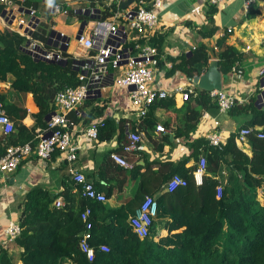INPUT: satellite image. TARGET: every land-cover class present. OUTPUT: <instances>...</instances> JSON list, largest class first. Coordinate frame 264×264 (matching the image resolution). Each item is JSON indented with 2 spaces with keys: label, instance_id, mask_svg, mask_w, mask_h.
<instances>
[{
  "label": "trees",
  "instance_id": "trees-1",
  "mask_svg": "<svg viewBox=\"0 0 264 264\" xmlns=\"http://www.w3.org/2000/svg\"><path fill=\"white\" fill-rule=\"evenodd\" d=\"M16 3L34 10L40 20L30 37L42 41L50 49L47 40L53 20L48 13L40 12L37 0H17ZM3 10L4 5L0 4V14ZM215 12L216 8L209 6L207 18L212 19ZM257 12V8L249 9L247 16L252 17ZM106 18L107 15H103L100 19ZM213 33L215 29H209L205 37ZM222 40L217 41L218 67L226 75L241 54L234 46L222 45ZM27 41L26 35L0 25V102L13 124L12 132L0 138V157L8 145L26 142L35 145L37 142L35 127L29 129L22 122L28 111L20 97L32 94L38 107L33 117L44 131L45 117L54 111L56 93L78 83V70L73 65L72 55L61 52L67 59L65 64L36 58L24 48ZM152 44L158 50L159 66L161 42L154 40ZM209 58L207 46L201 43L193 52L173 58L168 72L178 68L187 77L199 75L201 68L208 66ZM196 92L180 108H175L173 98L154 102L138 122H126L128 129L147 132L156 124L153 109L163 106L184 113V129H179L177 134L190 138L189 132L198 124L202 111H217L216 100L207 90L197 89ZM228 113L249 115L239 126L253 128L247 136L249 153L237 143L238 128L229 133L221 146H212L204 137H198L190 141L191 152L184 158L149 160L142 151L123 150V145L129 142L123 120L117 124L121 145L104 154L98 169L99 178L91 180L106 199L115 197L120 204L110 205L107 200L100 202L81 197L78 190L72 191L77 185L71 178L64 182L63 190L52 195L41 186L33 187L18 204L21 231L15 244L21 250L16 258L0 250V261L3 264H264V137H258L255 129L260 126L264 130V103L262 106L256 104L255 94L247 103L235 104ZM69 117L75 123L81 118L75 111L70 112ZM100 117L103 118V107L94 106L83 121L88 124ZM115 131L113 119L103 118L97 139H111ZM155 149L163 153V143L157 144ZM111 152L125 156L133 166L118 165L110 158ZM201 155L205 158L206 169L198 185L193 172ZM190 157L196 160L186 166ZM174 174L183 177L186 184L168 191L165 183ZM102 181L104 186L100 187ZM259 189L263 192L262 202L258 198ZM146 195L156 201L157 211L149 235L140 239L132 230L128 217L143 203ZM58 197L62 198L63 205L57 207L53 201ZM85 207L91 210L88 242L95 251L92 260L79 247L86 225L80 213ZM161 231L166 234L160 235ZM100 244H106L108 251H101Z\"/></svg>",
  "mask_w": 264,
  "mask_h": 264
},
{
  "label": "crops",
  "instance_id": "crops-1",
  "mask_svg": "<svg viewBox=\"0 0 264 264\" xmlns=\"http://www.w3.org/2000/svg\"><path fill=\"white\" fill-rule=\"evenodd\" d=\"M37 1L40 12L48 13V17L53 20L52 29L59 32L61 36L69 38L66 52L72 55L74 61L81 59L86 54V51L82 49L75 38L80 23L87 19L83 34L88 36L92 31L93 22L103 15L108 17L111 10L116 8L117 3L113 2L111 6H107L104 0H85L80 3L67 0ZM151 1L145 0L148 5ZM48 2L59 3L66 11L52 13L49 11ZM137 2L138 0H120L119 8L121 11L130 10ZM20 7L22 6L17 5V16L29 22L33 16L19 10ZM208 7L206 0H163V7L159 11L158 25L147 41L149 44H152L154 40L161 42L162 62L158 66L157 79L161 86L168 90L190 81L195 84L197 89H203L199 85V81L191 80V77L184 75L178 68L172 72L168 71L173 58L191 53L199 44L204 43L210 56L208 66L210 61H217L221 88L232 91L244 100L240 104H245L256 93L260 80L258 71L261 68L264 69V0H225L220 7L216 8L212 19L207 18ZM82 8H94L96 14H89L93 16V18H89L85 16L84 11H81ZM254 8H257L258 12L254 16L248 17L249 9ZM35 17L37 18V16ZM227 28H230L231 31H226ZM209 29H215V33L210 37H205V33ZM139 36L137 32L128 31L125 45L132 48L135 42H144ZM221 38H223L222 45L234 46L241 54L240 59L235 61L242 69L240 75L230 72L224 75L220 71L217 41ZM50 50H54V48ZM208 66L201 68L199 75L203 74ZM119 74V69H110L109 79L100 96L90 98L92 100L90 102H87L88 99H86L78 108L81 118L75 125L73 140L78 144L79 149L74 165L93 182L99 178L98 169L104 154L121 145L118 139L120 131L118 125L124 120V130L127 135L126 122H138V118L128 110V89L115 87L111 83L112 77ZM173 100L175 108H180L184 103L179 96ZM20 101L28 111V115L22 121L23 124L29 129L35 127V130L38 131L40 128L33 117V114L38 112V107L32 94L26 93L25 96L20 97ZM94 106L103 107V118L110 117L113 119L116 131L111 139L99 141L98 139L91 140L85 136L84 129L88 124L83 120ZM210 113L216 114L217 111L211 110ZM248 116L247 114L231 116L227 112L219 114L218 119L221 127L230 133L233 131V127L238 125V122L242 123L248 119ZM153 117L156 124H162L166 131H156V124L147 132L144 129L139 130L142 141L137 150L144 152L149 160L171 158L173 161H177L188 156L191 152L188 144L193 139L200 137V130L202 129L200 125L197 124L189 132L190 138H187L177 134L179 129H184L185 120L182 111L174 112L172 108L159 106L153 109ZM2 134L0 130V138ZM159 143H163V153L155 149ZM242 148L249 153L247 143ZM136 156L139 157L140 153ZM195 160L194 157H190L186 166L193 164ZM138 162L143 164L142 160ZM222 174H226L225 170H222ZM69 178L67 163L59 155H54L50 160L43 162L31 154L15 170L5 174L4 178L0 180V243L6 222L9 218L18 216V204L28 190L41 186L52 195L63 190L64 182H68ZM99 186H104V182L102 181ZM72 191L75 192L76 187H73ZM107 201L110 205L120 204V200L115 197H111ZM165 234V231L160 233V235ZM0 250H5L8 257L16 258L21 249L13 241L8 244L7 248H0Z\"/></svg>",
  "mask_w": 264,
  "mask_h": 264
},
{
  "label": "built area",
  "instance_id": "built-area-1",
  "mask_svg": "<svg viewBox=\"0 0 264 264\" xmlns=\"http://www.w3.org/2000/svg\"><path fill=\"white\" fill-rule=\"evenodd\" d=\"M17 0H0V4L4 5L3 14H0V25L16 30L22 35L28 37L29 44L26 49L37 57L52 59L54 54L57 57L61 56L59 47H51L54 50L46 48L42 41L34 40L30 37L31 32L36 27V17L34 10L29 9V14L32 19L24 20L17 16ZM23 1V0H20ZM82 2L85 0H67ZM107 6L116 3V8L112 9L106 20L98 19L92 24V31L88 36L82 32L76 41L80 44L86 54L75 61L73 65L77 68L78 83L75 86H65L59 90L54 98V113L50 114L46 121V129L37 131V142L32 145L31 142L22 144L8 145L4 154L0 157V180L5 174L15 170L19 164L31 154H34L40 161L46 162L51 159L56 153L61 159L67 163V172L72 181L77 185L76 190L81 197L92 199L95 201H106V197L102 191L96 189L91 180L85 173L78 169L74 162L78 157L79 146L73 140L74 128L76 123L69 117V113L75 111L77 117H80L78 108L83 104L88 96L96 98L98 93L101 94L107 80L109 79L110 69H119L120 74L112 77L111 83L118 88L128 89V110L138 118H143L149 111L150 106L159 100L165 98H176L186 101L191 95H195L197 88L193 82H188L184 85L180 84L168 90L163 88L157 79L158 65L157 56L158 50L153 44L147 41L149 36L154 33L158 21L159 11L163 7V0H152L148 5L145 0H138L137 4L130 10L121 11L119 8L120 0H104ZM225 0H206L209 6L215 8ZM48 8L52 13L65 12L66 10L56 2H48ZM87 8H82L81 11ZM90 15H95L94 8H88ZM35 25V26H34ZM128 31L137 32L144 42H135L132 48L126 46ZM226 31H231L227 28ZM60 39V40H59ZM59 40V43H64L60 38L54 35L51 43ZM171 65L169 64V67ZM230 73L240 75L242 69L238 62H235L230 69ZM260 77L259 85L256 90L257 96L260 95L263 101L264 93V69L258 71ZM193 77H191V80ZM209 96L216 100L217 113L211 114L208 110H203L198 124L202 128L200 137H204L212 146L223 145L229 133L220 125L218 119L219 114H225L235 104L243 103L244 100L235 95L232 91L223 88H212L207 90ZM259 101L256 104L259 105ZM261 106V105H260ZM103 118L93 119L84 129V134L91 140H97L99 125L102 124ZM127 130L128 144L123 145V150L134 151L140 148L142 135L139 129L130 131L128 123L125 124ZM156 131L165 132L166 129L162 124H156ZM253 128L241 127L237 130V143L242 148L247 143V136ZM257 136L263 138L264 130L257 126ZM0 130L3 134H8L13 130V124L6 114L2 103L0 102ZM110 158L120 166L131 168L133 162L127 161L125 156L116 152H111ZM206 161L204 156H199L197 167L193 172L194 181L196 184L202 183V177L205 173ZM186 180L178 174H174L166 183L165 188L168 191L174 190L178 185H185ZM221 190L219 189V196ZM55 206H62L63 200L61 197L53 201ZM156 201L149 195L145 196L143 203L137 207L134 213L128 217L129 224L132 230L143 239L149 235L152 218L156 215ZM91 213L90 207H85L80 213V218L86 223L85 230L82 233L79 241L80 250L85 253L89 260L94 258V248L89 245L91 222L88 220ZM20 225L18 217H11L6 222L3 228V238L1 239L0 248H7L10 242L20 234ZM101 251H108L106 244H100ZM0 264H3L0 261Z\"/></svg>",
  "mask_w": 264,
  "mask_h": 264
},
{
  "label": "water",
  "instance_id": "water-1",
  "mask_svg": "<svg viewBox=\"0 0 264 264\" xmlns=\"http://www.w3.org/2000/svg\"><path fill=\"white\" fill-rule=\"evenodd\" d=\"M19 10H23L25 13H29V9L27 8H24V7H20ZM50 11V10H49ZM89 9L87 8L84 12L85 16L89 17V18H93V16H90L89 13H88ZM3 14V12H2ZM39 18H36L35 20V23L37 24L39 22ZM87 24V19L83 20L81 23H80V26H79V29H78V32L75 36L76 39H78L80 37V35L82 34L83 32V29L85 27V25ZM35 26V25H34ZM56 35L57 38H60L61 34L57 31H55L54 29H52L49 33V36H48V40H47V43L49 44V46L51 47H59V49L61 51H66L67 49V45H68V42H69V38L68 37H64V36H61V40L64 41V43H59V40H56V42L54 43H51V39L52 37ZM29 44V42L27 41L24 48L26 49V46ZM30 52V51H29ZM34 57L36 58H40V59H43V60H46V61H49V62H57V63H62V64H65L67 62V59L63 58V57H57V54H54L53 58L52 59H45V58H41V57H37V55L33 54L32 52H30ZM75 61H79V60H75ZM74 61V62H75ZM194 81H199V85L204 89V90H210L212 88H221V85H220V74H219V71L217 69V61L215 60H212L210 61V64L207 68V70L201 74V75H195L193 76L192 78ZM98 97L100 96V93H98L97 95ZM92 97L88 96L87 99H90ZM257 102L259 101V105H263L264 103V93H263V101L260 97V95L257 96ZM51 113H54L53 111ZM47 114V116L45 117V120L47 121L50 117V114Z\"/></svg>",
  "mask_w": 264,
  "mask_h": 264
},
{
  "label": "rangeland",
  "instance_id": "rangeland-1",
  "mask_svg": "<svg viewBox=\"0 0 264 264\" xmlns=\"http://www.w3.org/2000/svg\"><path fill=\"white\" fill-rule=\"evenodd\" d=\"M258 84V83H257ZM255 94H257V93H255ZM254 94V95H255ZM238 125H235L234 127H233V130H236V129H238L239 128V126L241 125V123L240 122H238L237 123ZM258 198H259V201L260 202H262L263 201V192H262V190L261 189H259L258 190ZM19 214V213H18ZM18 217V216H17ZM155 238H157V236L155 237Z\"/></svg>",
  "mask_w": 264,
  "mask_h": 264
}]
</instances>
